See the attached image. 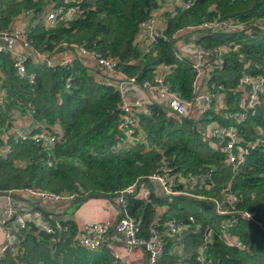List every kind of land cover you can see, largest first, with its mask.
Listing matches in <instances>:
<instances>
[{"label": "trees", "instance_id": "1", "mask_svg": "<svg viewBox=\"0 0 264 264\" xmlns=\"http://www.w3.org/2000/svg\"><path fill=\"white\" fill-rule=\"evenodd\" d=\"M178 1L81 0L70 18H57L45 27L32 22L34 15L45 7L65 11L63 0H0V32L23 24L20 29L32 49L57 57L82 48L111 61L138 85L164 65L169 72L162 73L163 80L187 101L193 97L194 73L176 50L189 41L184 36L175 41L174 36L189 35L187 27L212 20L241 26L233 32L193 34L194 43L205 49L227 48L205 70L211 109L177 118L156 103H145L136 122L143 143L132 146L118 143L117 92L98 83L102 72L88 61L76 56L52 68L27 63V73L35 77L28 84L15 75L9 55L0 53V131L20 115L34 131L42 125L63 132L44 151L29 141L11 143L7 156H0V194L24 189L75 194L70 209L85 196L112 201L134 185L119 208L137 225L139 239L158 237L156 264H264V91L258 94L259 104L248 109L242 96L252 85L241 84L244 75L264 78V0H191L188 8L183 7L187 0ZM24 13L27 19L22 20ZM153 17L160 20L162 38L146 42L140 26ZM216 59L219 64L213 63ZM214 127L235 129L238 145L247 151L238 165L226 163L219 139L211 135ZM150 176L172 182L170 193L164 194L161 182ZM21 202L45 222L57 220L60 230L46 234L33 223L13 230L15 243L0 264H118L105 248L80 247L77 224L64 213L53 215L38 202ZM170 224L179 225L181 233L170 236ZM114 238L122 240L110 230L105 240Z\"/></svg>", "mask_w": 264, "mask_h": 264}, {"label": "built area", "instance_id": "2", "mask_svg": "<svg viewBox=\"0 0 264 264\" xmlns=\"http://www.w3.org/2000/svg\"><path fill=\"white\" fill-rule=\"evenodd\" d=\"M81 0H63L68 8L64 11L62 8L47 7L40 13L34 15L32 22L37 25H44L51 27L54 25L57 18L66 20L75 14L77 10L76 3ZM178 3V0H174ZM74 3V4H72ZM192 1L187 0L184 8H188ZM54 2L51 6H54ZM167 11L171 13L172 8ZM22 20L27 19V13L20 16ZM160 20L155 17L147 19L140 26V37H144L146 42H154L162 38L161 29L157 26ZM25 24V23H24ZM21 27H11L4 32H0V53L6 52L12 60V68L15 75L20 80H25L28 84L34 81V74L27 73L26 64L30 65L41 64L47 68L55 66L66 65L70 63L76 56L88 61L92 68L96 71L102 72V75L97 81L103 87H109L115 90L119 96L118 110L120 113L117 130L119 132L118 143L120 146H132L143 143V135L137 132L136 122L137 115L142 113L145 109V103H156L170 115L177 118L187 117L194 113L203 114L211 109L213 101L211 95L207 92L203 81L206 80V68L212 63L211 58H218L226 51V46H216L213 49H205L194 43V36L197 37L203 32L223 31L233 32L241 29L239 25H230L227 23L206 21L197 26L187 27L184 30L186 33H178L174 36L175 41L180 40L182 36L185 37L184 42L189 43L181 46L179 52L176 50L177 57L182 55L190 62L194 73V81L191 84L193 97L190 100H183L173 93L168 84L163 80L162 73L169 71L164 65H160L162 71H157L155 77L149 81H143L138 85L135 78L128 77L122 72H118L114 68V64L105 59L99 58L93 52L84 50L82 48H72L68 53L60 54L57 57H49L30 47V42L23 36ZM247 27V25H246ZM207 32V33H208ZM142 40V39H141ZM143 42V41H142ZM4 44V45H3ZM191 48V49H190ZM144 51H148L144 49ZM180 53V55H179ZM214 64H219V59L213 61ZM1 78V73H0ZM251 83V89L244 92L242 100L246 102V108L251 109L259 104L258 94L264 91V78L258 77L250 79L246 75L242 77L241 84L246 85ZM1 84V80H0ZM4 98V91L0 89V106ZM241 117H238L240 119ZM12 124L7 129L0 131V156L6 157L11 150V143L17 144L24 141L32 142L38 145L41 150H46L58 142L63 134L59 128H51L47 130L46 127L38 125L39 131H34L33 128L19 125L18 123L25 122V119L20 115L13 118ZM211 135L218 138V145L226 154V163L229 165H238L241 158L247 153L238 145L236 131L233 127L226 130H221L214 127ZM261 145L264 146V134L261 136ZM47 164H49L47 162ZM150 180H158L161 182L162 191L164 194L170 193V186L172 182H165L157 179L155 176L148 177ZM135 186H129L126 189L118 192L112 201L103 199L112 210V220L110 221H89L78 228L77 243L80 247L96 251L105 248L118 264H156V260L161 254V245L158 237L153 234L146 242L137 237V225L126 215H123L119 206L124 202L125 195H131L135 191ZM76 198L75 194H52L42 191L24 189L16 193L9 192L2 196L1 213H0V228L3 234V240L0 244V258L4 251L15 243L13 230H23L27 223H33L41 231L46 234H52L54 230H60V224L57 220H53L52 224L41 219V213H28L27 211H19L17 204L21 205L23 199L38 202L40 206L55 205L59 214L64 213V217L74 221L73 213H69L67 207L71 206L72 201ZM18 200V201H17ZM85 201L84 203L88 202ZM83 204V203H82ZM81 206V204H80ZM221 214L225 212L221 211ZM10 225V227H8ZM114 230L115 233L122 236V240L114 238L111 241L105 240L108 232ZM182 228L177 224L169 225V235L181 233ZM146 254V256L144 255Z\"/></svg>", "mask_w": 264, "mask_h": 264}, {"label": "crops", "instance_id": "3", "mask_svg": "<svg viewBox=\"0 0 264 264\" xmlns=\"http://www.w3.org/2000/svg\"><path fill=\"white\" fill-rule=\"evenodd\" d=\"M61 55L62 54H60V56ZM26 123L27 122L25 121L23 123L19 122L18 124L22 126H26ZM12 124H16V122H13ZM0 196H1V199H0V204H1L3 195H0ZM40 207L45 210L46 209L51 210L50 213H53V215L58 214L57 213L58 209L56 207H51V206H40ZM17 209L19 211H29L30 210V208L25 206L22 202H21V205L17 204ZM0 213H1V206H0ZM73 216H74V222L77 224V227H80L81 225L89 221H110L112 220V210L103 199H93V200H89L86 203L81 204V206L78 205L77 210L75 211V213H73ZM41 219H44L43 215ZM2 240H3V234L0 228V244Z\"/></svg>", "mask_w": 264, "mask_h": 264}, {"label": "water", "instance_id": "4", "mask_svg": "<svg viewBox=\"0 0 264 264\" xmlns=\"http://www.w3.org/2000/svg\"><path fill=\"white\" fill-rule=\"evenodd\" d=\"M3 45H4V44H3ZM0 195H4V194H0ZM100 197H101V196H85V197L79 199L77 202H78L79 204H82V203H84V202L87 201V200H91V199H101Z\"/></svg>", "mask_w": 264, "mask_h": 264}, {"label": "rangeland", "instance_id": "5", "mask_svg": "<svg viewBox=\"0 0 264 264\" xmlns=\"http://www.w3.org/2000/svg\"><path fill=\"white\" fill-rule=\"evenodd\" d=\"M191 49V48H190ZM0 199H1V196H0ZM77 207L78 206H75V207H71L70 209H69V213H75V211L77 210Z\"/></svg>", "mask_w": 264, "mask_h": 264}]
</instances>
